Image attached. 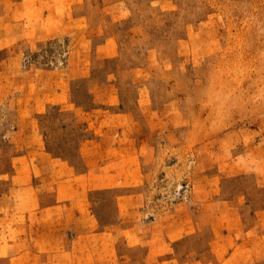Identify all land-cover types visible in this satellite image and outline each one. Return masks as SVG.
<instances>
[{
    "label": "rangeland",
    "instance_id": "374dc122",
    "mask_svg": "<svg viewBox=\"0 0 264 264\" xmlns=\"http://www.w3.org/2000/svg\"><path fill=\"white\" fill-rule=\"evenodd\" d=\"M131 5L135 19L146 16L149 32L132 42L125 26L134 19L114 23L119 50L93 53L96 98L91 73L75 67L78 51L68 34L31 47L22 83L0 88V109H8L15 107L9 94L37 97L49 80L69 77L70 101L48 102L38 116L47 151L60 161L49 180L108 222L133 205L149 206L154 216L157 206L188 199L207 168H219L208 142L224 134L236 155L244 142L264 137V0ZM143 63L144 71L132 68ZM226 182L250 188L254 178L231 175Z\"/></svg>",
    "mask_w": 264,
    "mask_h": 264
},
{
    "label": "crops",
    "instance_id": "0c3cea01",
    "mask_svg": "<svg viewBox=\"0 0 264 264\" xmlns=\"http://www.w3.org/2000/svg\"><path fill=\"white\" fill-rule=\"evenodd\" d=\"M132 1L0 0V88L22 83L31 47L68 34L78 51L75 67L91 73L96 98L93 53L119 50L114 23L134 19L125 26L132 42L149 32L146 16L134 18ZM47 85L37 97L9 94L15 107L0 109V264H264V137L244 142L236 155L224 134L208 142L219 168H207L188 199L157 206L154 216L149 206L133 205L108 222L49 180L60 161L47 151L38 116L48 102L70 101L69 77ZM231 175L250 176L253 186L227 188Z\"/></svg>",
    "mask_w": 264,
    "mask_h": 264
}]
</instances>
